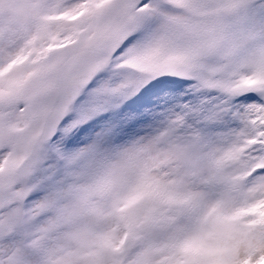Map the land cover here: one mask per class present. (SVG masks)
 Instances as JSON below:
<instances>
[{
    "label": "snow or ice",
    "instance_id": "6c2138e0",
    "mask_svg": "<svg viewBox=\"0 0 264 264\" xmlns=\"http://www.w3.org/2000/svg\"><path fill=\"white\" fill-rule=\"evenodd\" d=\"M0 264H264V0H0Z\"/></svg>",
    "mask_w": 264,
    "mask_h": 264
}]
</instances>
